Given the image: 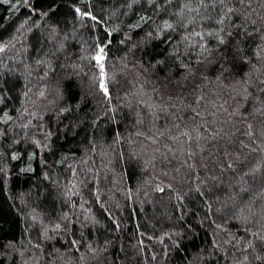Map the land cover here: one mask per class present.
<instances>
[{"label":"trees","instance_id":"16d2710c","mask_svg":"<svg viewBox=\"0 0 264 264\" xmlns=\"http://www.w3.org/2000/svg\"><path fill=\"white\" fill-rule=\"evenodd\" d=\"M0 264H264V0H0Z\"/></svg>","mask_w":264,"mask_h":264},{"label":"snow or ice","instance_id":"6c2138e0","mask_svg":"<svg viewBox=\"0 0 264 264\" xmlns=\"http://www.w3.org/2000/svg\"><path fill=\"white\" fill-rule=\"evenodd\" d=\"M201 2H203V0H201ZM185 135H187V133Z\"/></svg>","mask_w":264,"mask_h":264}]
</instances>
